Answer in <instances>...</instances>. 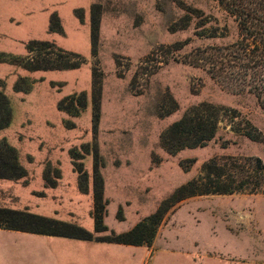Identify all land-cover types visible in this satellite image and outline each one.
Masks as SVG:
<instances>
[{
    "label": "rangeland",
    "instance_id": "1",
    "mask_svg": "<svg viewBox=\"0 0 264 264\" xmlns=\"http://www.w3.org/2000/svg\"><path fill=\"white\" fill-rule=\"evenodd\" d=\"M12 3L0 0V91L12 108L10 124L0 130V146L6 142L15 149L20 168L14 170L20 175L0 178V208L33 211L36 203L63 213L71 204L74 212L63 214L73 222L59 221L86 229L95 204L97 165L106 213L109 209L107 223L118 233L168 208L157 227L156 248L145 258L138 254L134 264H264V193L197 194L177 200L181 188L198 179L212 157L258 156L264 161V113L255 98L231 93L202 68L175 59L201 45L236 38V22L218 1L41 0L36 14L24 12V0ZM93 6L100 12L96 56ZM31 41H50L78 54L71 60L82 63L30 70V65H45L46 59H67L66 51L39 43L29 53ZM95 77L101 81L97 128ZM83 97L87 105L80 111ZM204 101L222 108L216 136L203 146L171 151L164 145V133ZM61 103L80 113L61 109ZM231 107L246 115L252 137L231 130ZM112 231L96 232L94 217L95 237ZM173 233L184 241L168 252L166 238ZM195 237L199 242L191 246Z\"/></svg>",
    "mask_w": 264,
    "mask_h": 264
},
{
    "label": "trees",
    "instance_id": "2",
    "mask_svg": "<svg viewBox=\"0 0 264 264\" xmlns=\"http://www.w3.org/2000/svg\"><path fill=\"white\" fill-rule=\"evenodd\" d=\"M217 1L236 22V38L230 42L201 45L195 50L183 54L180 58L174 57L202 68L213 81L231 93L253 96L257 106L264 113V0ZM91 33L92 51L96 56L100 34L98 6L95 8L93 6ZM198 35L206 37L203 32H199ZM218 35V32H216L213 37H218ZM37 43L45 49L59 52L66 51L50 41H31L27 45L29 53L36 50L35 44ZM187 43L188 40L183 45L185 46ZM160 48L164 52L165 47ZM179 48H183V46ZM165 53L171 52L167 50ZM77 55L66 51L67 59L65 62L54 63L52 60L46 59L43 66L30 65L27 68L30 70L76 68L82 62L74 63L71 57ZM94 85V121L95 128H97L100 118L101 98V81L97 77L94 79ZM95 93L97 94L96 97ZM80 103V111H82L87 105L86 97H83ZM60 107L61 109H67L69 113L73 112L70 108L64 107V103H61ZM221 109V107L207 101L192 107L164 133V145L169 147L171 151L205 145L217 134L222 118ZM80 111L78 110L75 114H72L78 115ZM228 111L230 112L228 121L231 130L252 137V133L249 131L250 121L246 115L235 107L229 108ZM11 118L10 101L6 94L0 91V130L10 124ZM16 161L15 149L6 142L2 144L0 146V178H11L20 175L14 170L17 167L20 168ZM9 169H13L14 172L9 171ZM77 171L81 175L84 174L81 169ZM94 175L97 180L94 190L95 230L102 233L108 231V227L104 224L107 202L104 199L103 178L97 165ZM240 192L264 193V161L261 157L221 156L210 158L203 164V174L198 179L189 181L182 187L177 200L197 194H234ZM167 210L168 208L152 214L127 232L115 233L112 231L110 234H106L105 237H95L93 233L76 225L39 216L26 210L20 211L9 208H0V228L87 240L99 239L122 244L151 245L155 239L157 227ZM118 217L122 219V214Z\"/></svg>",
    "mask_w": 264,
    "mask_h": 264
},
{
    "label": "crops",
    "instance_id": "3",
    "mask_svg": "<svg viewBox=\"0 0 264 264\" xmlns=\"http://www.w3.org/2000/svg\"><path fill=\"white\" fill-rule=\"evenodd\" d=\"M40 1L41 0H24V7L27 9L24 12L36 14L35 7ZM10 2H13L12 4H19L22 0H10ZM107 188V180H105V193L107 192ZM45 207L48 208L45 209ZM68 207L73 208L74 206L70 204ZM71 208L68 212L63 211V213L66 215L68 213H73L74 211ZM94 208L95 204L93 202L91 208L92 213H89L90 221L87 225L84 226L83 223L79 222V224L88 229L89 232H93L94 229ZM28 212L47 218L73 222L72 219L67 218L61 213L60 210L54 209L52 206L48 205L38 206V204L35 203L33 211L29 210ZM108 212L109 209L107 208L105 225L115 233H118L107 223ZM187 212L189 213L188 210ZM181 225L182 224L177 228H180ZM130 229H132V227L126 230V232ZM174 234L175 233L166 238V244L170 246L166 248L168 252H175L174 246L177 247L175 242L180 243L184 241V237L177 234L178 236L176 238ZM157 241L158 236L151 246L147 244L131 245L99 239L87 240L68 236L0 228V257L5 262L4 264H134L137 261L138 254H141L143 258H145L147 254L154 251ZM198 242L199 239L195 237L193 238V243L190 245H196Z\"/></svg>",
    "mask_w": 264,
    "mask_h": 264
}]
</instances>
